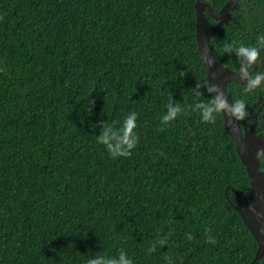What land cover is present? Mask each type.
<instances>
[{"label":"trees","instance_id":"16d2710c","mask_svg":"<svg viewBox=\"0 0 264 264\" xmlns=\"http://www.w3.org/2000/svg\"><path fill=\"white\" fill-rule=\"evenodd\" d=\"M227 1L0 0V264L252 263L195 39Z\"/></svg>","mask_w":264,"mask_h":264},{"label":"flooded vegetation","instance_id":"af4514ba","mask_svg":"<svg viewBox=\"0 0 264 264\" xmlns=\"http://www.w3.org/2000/svg\"><path fill=\"white\" fill-rule=\"evenodd\" d=\"M228 3H231L228 11L220 20L208 16L210 24H220L214 34H223L218 41L236 43L231 50L233 56L220 57L221 62L216 59L240 80V83L227 85V94L237 109L241 130L243 133L254 130L255 138L264 140V0H229L224 6ZM224 6L217 11L209 8L217 16ZM241 48H244L242 53L239 52ZM221 49L228 48L222 44ZM249 55L254 58L251 63L245 58Z\"/></svg>","mask_w":264,"mask_h":264},{"label":"water","instance_id":"95a60500","mask_svg":"<svg viewBox=\"0 0 264 264\" xmlns=\"http://www.w3.org/2000/svg\"><path fill=\"white\" fill-rule=\"evenodd\" d=\"M230 4L228 3L224 6L221 12L215 16L208 5L196 3L195 39L218 105H224L220 109L225 129L235 145L236 153L249 178V191L241 194L235 191L233 193L237 199L244 202L242 209L235 210L257 243L258 249L251 263L256 264L264 257V173L260 167V160L264 155V143H262L264 140L255 139V133L252 131L243 133L240 128L237 120V110L226 93V84L228 82L239 81L235 75L224 70L214 58L210 50V38L216 34L220 24L208 29L205 17L207 14L210 18H214L217 21L220 20L221 16L227 13ZM228 191L229 189L225 192L226 198H228Z\"/></svg>","mask_w":264,"mask_h":264},{"label":"clouds","instance_id":"9594fccd","mask_svg":"<svg viewBox=\"0 0 264 264\" xmlns=\"http://www.w3.org/2000/svg\"><path fill=\"white\" fill-rule=\"evenodd\" d=\"M196 5V4H195ZM204 5H207V4H204ZM205 17H206V20H207V25H208V29H211V28H213L214 26H213V24H210L209 23V20H211L209 17H208V15L206 14L205 15ZM210 24V25H209ZM196 34V33H195ZM212 37H214V35L212 36ZM211 37V38H212ZM196 38V37H195ZM211 38H210V41H211ZM210 50H211V46H210ZM211 52H212V50H211ZM239 52H244V48H241L240 50H239ZM212 54H213V52H212ZM200 55V54H199ZM214 56V55H213ZM201 57V56H200ZM215 59H216V57H214ZM246 59H248L249 60V62L251 63V62H253V57L252 56H246L245 57ZM202 60V59H201ZM216 61L218 62V60L216 59ZM203 62V61H202ZM218 64L221 66V64L218 62ZM204 66V65H203ZM222 67V66H221ZM224 70H227L229 73H231L232 75H235L236 76V78L238 79V81L239 82H233V83H240V80H239V78H238V76L235 74V73H233V72H230V70H228V69H226V68H224V67H222ZM204 70H205V67H204ZM205 73H206V70H205ZM206 76H207V73H206ZM207 78H208V76H207ZM208 81H209V79H208ZM229 83H232V82H228L227 84H226V93H227V85L229 84ZM209 85H210V87H211V89H212V92H213V88H212V86H211V83H210V81H209ZM213 94H214V92H213ZM228 95V94H227ZM214 97H215V94H214ZM215 99H216V97H215ZM216 102H217V100H216ZM233 103V102H232ZM217 104H218V102H217ZM233 105H234V103H233ZM219 109L220 108H223L224 107V105L223 104H220V105H218L217 106ZM240 107H242V105L240 106ZM236 108V107H235ZM237 110V109H236ZM220 112H221V109H220ZM221 116H222V119H223V115H222V113H221ZM238 120V119H237ZM134 121H135V117H133L132 119H130V120H128V121H126V124H125V128H126V130H127V132H128V130L129 129H133L134 127H135V123H134ZM223 126H224V119H223ZM224 130L226 131V129H225V126H224ZM253 133H255L254 132V130H251ZM227 132V131H226ZM243 132V131H242ZM250 132V131H249ZM227 134H228V132H227ZM255 135V134H254ZM228 136L230 137V135L228 134ZM117 138V136H114L113 137V139H116ZM230 139H231V137H230ZM256 139V138H255ZM232 140V139H231ZM102 143H104L107 147H108V150H109V152L115 157V156H127L128 155V152L129 151H121V149L122 148H124V146H125V143L124 142H122V143H118L115 147H113L112 145H111V143L106 139V140H103L102 141ZM232 143H233V141H232ZM233 145H234V143H233ZM133 147H134V144H133ZM234 148H235V145H234ZM235 152H236V150H235ZM237 154V153H236ZM238 156V155H237ZM264 157V155L261 157V159ZM239 158V157H238ZM239 161H240V159H239ZM241 162V161H240ZM242 164V163H241ZM243 166V165H242ZM260 167H261V160H260ZM244 169H245V167H244ZM261 170H262V167H261ZM263 171V170H262ZM245 172H246V169H245ZM263 173H264V171H263ZM246 174H247V172H246ZM247 177H248V175H247ZM248 181H249V178H248ZM249 188H250V184H249ZM227 189H229V191H231L232 193H233V191H235V190H233V189H230V188H227ZM226 189V190H227ZM228 191V192H229ZM247 191H249V189L247 190ZM247 191H245V192H247ZM236 192V191H235ZM236 193H238V192H236ZM241 193H244V192H241ZM241 193H238V194H241ZM233 195H234V193H233ZM235 196V195H234ZM243 206H244V202H243ZM236 209V208H235ZM256 242V241H255ZM257 244V243H256ZM257 248H258V246H257ZM112 264H115V262L113 261L112 262ZM120 264H127V262L124 260V258H123V256H121V258H120Z\"/></svg>","mask_w":264,"mask_h":264}]
</instances>
